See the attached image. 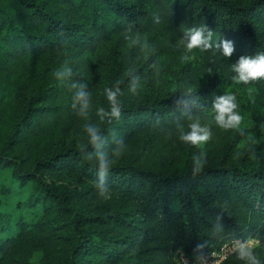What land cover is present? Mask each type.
<instances>
[{
  "label": "trees",
  "instance_id": "trees-1",
  "mask_svg": "<svg viewBox=\"0 0 264 264\" xmlns=\"http://www.w3.org/2000/svg\"><path fill=\"white\" fill-rule=\"evenodd\" d=\"M202 25L213 31L214 43L232 42L231 57L214 48L203 52L215 70L203 86L137 102L118 98V120L128 125L101 119L98 143L121 146L142 129L161 135L205 110L221 81L235 75L231 65L240 56L264 53V0H0V67L24 70L46 53L73 47L101 51L121 32L148 34L169 46ZM74 108L64 89L38 82L30 96H9L8 85L0 81V164L11 166L21 184L35 183L32 201L42 203L45 212L31 228L33 239L60 241L62 254L44 264H182L174 258L177 248L196 256L225 239L250 236L260 240L253 250L264 264L263 167L244 154L231 157L226 149L206 159L195 175L188 155L180 165L118 159L104 184L121 194L125 207L104 206L93 213L80 206L96 194L99 182L97 148L87 133L81 144L60 140L54 150L36 149L32 156L15 146L24 127L33 131L70 118ZM55 171L84 181L80 188H68L50 181ZM14 237L0 239V264H30L9 254ZM245 263L234 251L220 264Z\"/></svg>",
  "mask_w": 264,
  "mask_h": 264
},
{
  "label": "rangeland",
  "instance_id": "rangeland-1",
  "mask_svg": "<svg viewBox=\"0 0 264 264\" xmlns=\"http://www.w3.org/2000/svg\"><path fill=\"white\" fill-rule=\"evenodd\" d=\"M180 41L181 38H178L168 46L148 34L121 32L111 38L101 51L73 47L67 51L46 53L24 70L14 68L6 71L0 67V81L8 85L9 96H30L41 82L44 86L64 89L72 105L75 103L70 118H61L33 131L24 127L21 139L15 146L23 147L32 156L36 149L39 153L54 150L60 140L81 144L87 133L86 126L98 128L100 125L97 109L108 108L105 88L118 87L121 93L118 98L137 102L155 94L169 96L205 85L215 76V70L206 63L203 52L199 49L186 52ZM185 55L189 57L188 60L183 59ZM65 70L68 71L62 79L55 78L56 71ZM235 75L221 81L217 93L210 96L211 103L205 110L190 115L173 129L161 135L152 130L138 131L123 143L121 157L114 154V150L121 146L104 144L100 151L107 154L109 161L135 159L147 166L159 161L180 165L185 161V155H188V161L193 162V155L199 156L201 149L181 142L179 137L182 132L189 131L190 123L198 121L211 133V139L202 146L205 159L226 149L231 157L244 154L255 167L264 168V82L259 79L247 85L237 84L232 79ZM133 83L134 92L131 90ZM81 86L90 93V106L85 115L79 114L80 105L75 102ZM249 89L252 91L249 92ZM223 94L236 96L237 111L243 117L238 128L222 129L215 123L212 105L215 98ZM15 102L22 107L19 97ZM118 122L128 125L124 119ZM49 178L68 188H80L84 181L61 171L50 173ZM107 188L109 191L105 195L110 196L108 199H104L97 190L94 196H86L80 206L88 207L93 213L104 206L112 210L124 208L126 201L121 194ZM35 191L34 181L21 184L12 174L11 166L0 164V239L15 236L17 243L9 254L22 256L30 264H44L45 260L55 262L62 254L60 241L51 245L38 242L31 235V228L44 218L45 212L42 203L32 201ZM2 255L0 252V257Z\"/></svg>",
  "mask_w": 264,
  "mask_h": 264
},
{
  "label": "clouds",
  "instance_id": "clouds-1",
  "mask_svg": "<svg viewBox=\"0 0 264 264\" xmlns=\"http://www.w3.org/2000/svg\"><path fill=\"white\" fill-rule=\"evenodd\" d=\"M156 23H159L158 18L155 19ZM213 31L207 29L205 25L200 27H192L184 32V37L181 39L180 44L184 47L186 52H192L194 49H199L201 52L215 49L219 51L224 57H231L234 46L229 40H220L219 42H213ZM184 60H188L189 57L185 55ZM232 71L236 74L232 79L235 83H243L245 85L250 82L257 81L264 78V53H258L255 56H240L235 63L231 65ZM56 71L54 76L56 79H62L66 72ZM75 87V85H74ZM135 91V83L131 89ZM252 89H249L251 92ZM105 96L108 102L107 110L104 107L97 109V115L104 119L110 117L119 119L121 117V106L118 96L121 95L120 89L105 88ZM75 102L80 105L79 114L85 115L90 106V93L83 90V86L75 96ZM75 106V103L74 105ZM213 111L215 113L214 120L218 127L222 129L238 128L241 124L243 117L237 111L238 104L236 102V96L232 94H223L215 98L213 105ZM189 131L182 132L179 139L181 142L190 144L200 148V155H193V175L200 172L204 164L206 163L205 153L203 151V145H205L211 139V133L207 127H202L198 121H194L188 125ZM86 132L89 137V142L97 148L96 160L99 168V182L97 188L101 196L104 199H108L110 196L105 195L109 190L104 184V178L108 169L114 161H109L107 154L104 151H100L101 145L98 143L100 137L98 135L99 129L97 127L88 125L86 126ZM123 144L121 147L114 150V154L117 157H121L123 154ZM259 240L255 241H237L235 245V252L239 259L245 260L247 264H259L257 257L254 255L253 246L259 245Z\"/></svg>",
  "mask_w": 264,
  "mask_h": 264
},
{
  "label": "built area",
  "instance_id": "built-area-1",
  "mask_svg": "<svg viewBox=\"0 0 264 264\" xmlns=\"http://www.w3.org/2000/svg\"><path fill=\"white\" fill-rule=\"evenodd\" d=\"M254 236L247 238L232 237L223 240L216 247L200 253L196 256H191L185 252L182 248H177L174 251V258L177 262L182 264H220L230 254L235 251V245L237 241H255Z\"/></svg>",
  "mask_w": 264,
  "mask_h": 264
}]
</instances>
